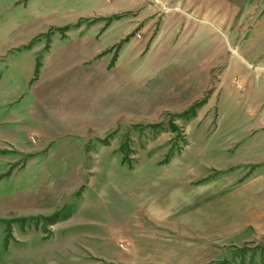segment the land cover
Listing matches in <instances>:
<instances>
[{
  "label": "rangeland",
  "instance_id": "1",
  "mask_svg": "<svg viewBox=\"0 0 264 264\" xmlns=\"http://www.w3.org/2000/svg\"><path fill=\"white\" fill-rule=\"evenodd\" d=\"M111 4L105 0L99 19L106 29L117 25L122 38L90 42L107 47L85 64L79 51L87 42L61 39L82 22L50 26L87 15L82 19L91 25L92 1L0 4V19H7L0 56L24 43L40 47L37 68L48 58L43 82L54 69L65 74L37 97L72 111L82 96L88 113L81 126L67 120L0 126L21 130H0V264H264V219L250 215L249 199L260 189L264 165L246 162L258 159L263 142L232 135V122L218 116L220 87L222 96L232 89L242 100L257 96V87L243 72L221 76L215 62L202 60L194 77L181 70L189 62L176 68L171 59L149 60L145 19L125 34L138 14L116 12ZM27 53L0 60V77L12 61L25 63ZM133 64L138 73L129 69ZM114 67L121 72L105 71ZM156 67L171 72L143 73Z\"/></svg>",
  "mask_w": 264,
  "mask_h": 264
},
{
  "label": "crops",
  "instance_id": "2",
  "mask_svg": "<svg viewBox=\"0 0 264 264\" xmlns=\"http://www.w3.org/2000/svg\"><path fill=\"white\" fill-rule=\"evenodd\" d=\"M89 1L90 4L91 1L93 2V6L88 11L95 18L91 25L82 19L90 16L87 15L68 23L61 22L50 26L51 28L72 27L82 22L75 29L78 30L77 32H67L61 39L66 44L73 39L87 42L86 46L81 48V52L79 51L81 57H85L84 64L88 63L87 60L91 56L94 57L91 60L102 58V53L107 47L96 45L91 48L90 42L99 44L101 36L108 38L112 35L109 44L118 42L122 38L117 25L108 26L106 29L104 21L99 19L104 16L105 0ZM2 2L3 0H0V4ZM110 4L111 7H109L116 12H137L136 20L130 23L128 32L125 34H130L141 25L138 21L145 19L143 26L146 32L145 38L148 36L145 41L150 44L149 60L153 58L171 59V65H175L176 68L189 62V67L181 68V70L194 77L201 73L202 60H206L209 66L211 62H215L213 66L220 68L221 76L224 70L228 76L237 71L246 74L247 83L257 87V96L251 95L250 92V99L242 100L239 96L235 97L236 91L229 89L225 97V92L222 96L225 89L220 87L219 92L216 91L219 94L218 116L224 115L232 122L233 126L229 128L232 135H257V139L258 136L261 137L258 141L263 142V145L257 146L255 153L258 159L246 162L247 164L264 165V0H110ZM49 6V10L52 11L58 8L55 4ZM44 7L46 8V5ZM2 9L3 6L0 5V11ZM4 23H7V19L1 18V33L4 30ZM221 33L223 36L220 35ZM2 35L0 34V40L3 39ZM208 35L211 36L201 40V36L207 37ZM30 45L24 43L21 47H14L7 54L0 56V60L7 61L14 55L15 58L17 56L21 58V52H28L25 63L17 65L12 61L13 67L6 65V71L1 74L0 126L31 123L35 125L52 124L60 120L75 122L77 126H81L88 114L83 111L82 96L78 97L76 104L72 106V111L64 110V106H61L59 101L46 105L41 102V98L37 97L41 91H49L56 87L53 77L62 78L65 72L54 69L55 75L43 82L48 58H44L42 67L40 66L42 70L37 68L40 47H30ZM51 49L50 45L48 56L54 51V47L52 52ZM225 54L228 55L227 61L223 59ZM121 56L120 54L119 58ZM147 64L151 66L149 62ZM136 68L137 66L133 64L129 69L138 73ZM105 71H112L114 75L115 72H121V69L116 67ZM150 71L152 72L143 70V73L166 76L167 74L164 73L171 72L161 67ZM74 74L76 87L82 90L81 70L76 69ZM123 74L126 75L125 72ZM234 80L240 83L239 78L235 77ZM95 94L96 88L93 90V95ZM0 130L3 135H20L21 133L20 128L6 127ZM257 183L260 189L249 195L252 201L250 203L255 205L254 208L251 207L250 215L260 220L264 219V171L259 174Z\"/></svg>",
  "mask_w": 264,
  "mask_h": 264
},
{
  "label": "bare ground",
  "instance_id": "3",
  "mask_svg": "<svg viewBox=\"0 0 264 264\" xmlns=\"http://www.w3.org/2000/svg\"><path fill=\"white\" fill-rule=\"evenodd\" d=\"M207 209H209V210H210V209H211V205H208V206H207ZM209 210H208V211H209Z\"/></svg>",
  "mask_w": 264,
  "mask_h": 264
},
{
  "label": "trees",
  "instance_id": "4",
  "mask_svg": "<svg viewBox=\"0 0 264 264\" xmlns=\"http://www.w3.org/2000/svg\"><path fill=\"white\" fill-rule=\"evenodd\" d=\"M38 67H39V65H38ZM37 72H38V70H37Z\"/></svg>",
  "mask_w": 264,
  "mask_h": 264
}]
</instances>
